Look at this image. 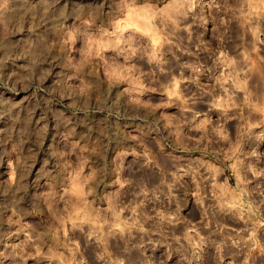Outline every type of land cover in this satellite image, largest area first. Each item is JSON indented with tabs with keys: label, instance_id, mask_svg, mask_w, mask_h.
I'll use <instances>...</instances> for the list:
<instances>
[{
	"label": "clouds",
	"instance_id": "9594fccd",
	"mask_svg": "<svg viewBox=\"0 0 264 264\" xmlns=\"http://www.w3.org/2000/svg\"><path fill=\"white\" fill-rule=\"evenodd\" d=\"M0 264H264V0H0Z\"/></svg>",
	"mask_w": 264,
	"mask_h": 264
}]
</instances>
